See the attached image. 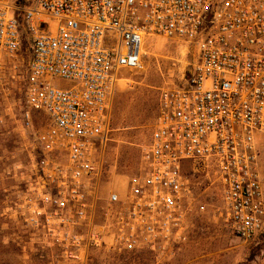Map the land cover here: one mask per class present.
I'll list each match as a JSON object with an SVG mask.
<instances>
[{"label": "built area", "instance_id": "built-area-1", "mask_svg": "<svg viewBox=\"0 0 264 264\" xmlns=\"http://www.w3.org/2000/svg\"><path fill=\"white\" fill-rule=\"evenodd\" d=\"M18 2L0 0V62L15 69L28 53L24 116L38 111L45 126L33 178L5 215L63 262H83L97 249L159 257L186 239L183 168L191 163L215 176L238 239L263 230L256 143L264 138V0ZM154 37L194 42L197 57L182 86L160 90L127 191L101 203L111 101L123 71L141 66Z\"/></svg>", "mask_w": 264, "mask_h": 264}, {"label": "rangeland", "instance_id": "rangeland-1", "mask_svg": "<svg viewBox=\"0 0 264 264\" xmlns=\"http://www.w3.org/2000/svg\"><path fill=\"white\" fill-rule=\"evenodd\" d=\"M28 56L23 52V61L15 69L0 62V264H264V228L250 241L238 239L226 220L215 176L209 168L191 163L183 168L190 187L185 200L186 239L159 257L97 249L90 250L83 262H63L56 249L40 245L21 223L5 215L25 190V180L33 178L30 165L38 158L37 135L45 126V117L38 111H29V120L24 116L28 108L22 76ZM196 57L194 42L154 37L145 45L141 66L123 71L111 101V132L98 190L101 203L112 191L120 195L127 191L153 130L160 90L182 86ZM256 148L264 196V138L258 139Z\"/></svg>", "mask_w": 264, "mask_h": 264}, {"label": "trees", "instance_id": "trees-1", "mask_svg": "<svg viewBox=\"0 0 264 264\" xmlns=\"http://www.w3.org/2000/svg\"><path fill=\"white\" fill-rule=\"evenodd\" d=\"M19 28H20V32H21L22 45H23V48L25 49V48L30 46L29 36H28L27 32L25 31L23 23L21 22V20L19 22Z\"/></svg>", "mask_w": 264, "mask_h": 264}]
</instances>
